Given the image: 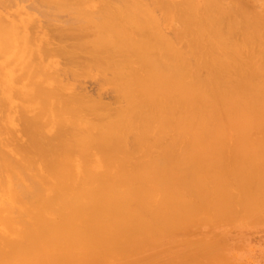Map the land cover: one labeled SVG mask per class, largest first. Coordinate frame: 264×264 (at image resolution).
Wrapping results in <instances>:
<instances>
[{
	"label": "bare ground",
	"instance_id": "bare-ground-1",
	"mask_svg": "<svg viewBox=\"0 0 264 264\" xmlns=\"http://www.w3.org/2000/svg\"><path fill=\"white\" fill-rule=\"evenodd\" d=\"M12 1L0 0V264H231L217 237L264 208V0H39L71 15L47 18L72 38L65 52L57 37L68 67L49 74L6 19ZM86 68L113 105L75 85L64 95L63 77ZM253 216L240 223L255 230ZM209 225L220 243L192 252Z\"/></svg>",
	"mask_w": 264,
	"mask_h": 264
},
{
	"label": "rangeland",
	"instance_id": "rangeland-1",
	"mask_svg": "<svg viewBox=\"0 0 264 264\" xmlns=\"http://www.w3.org/2000/svg\"><path fill=\"white\" fill-rule=\"evenodd\" d=\"M12 1V0H11ZM14 1V2H13ZM12 1V3L10 2V4H9V7L8 8H5L4 9V11H3V13L5 14V17H6V19L7 20H9V21H13L15 24V27L17 28V35L19 36V37H21V40H23V39H26L27 40V43H26V45L27 46H29L30 45V43L31 44H34L35 42H34V38L37 40V68H39V70H43L44 69V67H47V68H49V70H50V72H48V74L49 73H51V70H54V71H56L57 69H58V72L60 71V69H63V68H67L68 67V63H67V61H68V59L66 58V54H63V53H58L57 52V50H55V48H56V45L58 44V42L56 43L55 41H58V39L60 40L59 42L61 43V47H63L64 49H63V51H65L66 52V48H68V47H71L70 45H69V42H70V40L72 39L71 37H69V36H65V35H62L61 34V32L59 31V30H57L56 28V26H55V22H57L59 19V23H57V24H60V22L61 21H65V22H67V20L68 19H70V14H69V12L67 13V9L66 8H62V11H63V13L60 11L61 10V7H59V6H57V7H55V6H52V5H45V4H42V3H40L41 1H37V0H13ZM36 1H37V10L35 9V11L34 10H32L31 9V7H33V3H36ZM109 1H111V0H109ZM141 1H144V0H141ZM33 2V3H32ZM8 4V3H7ZM31 4H33L32 6H31ZM31 6V7H30ZM35 6H36V4H35ZM52 6V7H51ZM7 7V6H6ZM50 7V8H49ZM56 9V10H54V8ZM2 8V7H1ZM34 8H36V7H33V9ZM58 8V9H57ZM64 9V10H63ZM6 10V11H5ZM57 10H59V11H57ZM50 11H51V13H50ZM56 11L58 12V13H60L59 15H57V14H55L56 13ZM66 11V12H65ZM53 12H54V14H53ZM26 13V14H25ZM66 13V14H65ZM47 14V15H46ZM64 14L66 15V17L65 18H67L68 17V19L66 20L65 18H64ZM52 15V16H51ZM55 15V17H53ZM70 15V16H69ZM25 16H31L32 18H36L35 19V23H36V21H37V28L35 27V26H30V25H28V23L25 25L24 23L23 24H18L19 23V20H21V19H23V17H25ZM58 16H60V17H58ZM50 17H52L53 18V20H51L50 19V21L49 22H54L55 24L53 25H51V23L49 24L48 23V21H47V18L49 19ZM57 17V18H56ZM62 17H63V19H62ZM54 18H56L55 20H54ZM62 22V23H63ZM35 23H34V25H35ZM61 23V24H62ZM167 32H169V34H171V31H167ZM37 35V36H36ZM77 35H79L78 34V32L76 31V30H74V33H72V36H77ZM55 36V39H57V37H58V39L57 40H55L54 38L52 39V37H54ZM62 37V38H61ZM50 40H49V39ZM48 40L49 41H51V42H48ZM54 40V41H53ZM55 42V43H54ZM42 43V44H41ZM47 43H51V45H49V47H47ZM52 43H54V44H52ZM29 44V45H28ZM47 44V45H46ZM56 44V45H55ZM53 45V46H52ZM52 46V47H51ZM50 48V49H47V48ZM54 47V48H53ZM51 48H52V50H51ZM45 49H47V50H45ZM34 49H27L26 51L27 52H30V51H33ZM42 50H45V51H43L44 52V54L42 53V56H40V54H39V51H42ZM2 54V53H1ZM3 55V54H2ZM4 55H6V54H4ZM75 65V64H74ZM86 70H88L87 68L85 69V70H83L84 71V73H85V71ZM90 70V69H89ZM92 71H93V69H92ZM92 71L90 70V75H87L86 73L83 75V77H82V75L81 74H83V72H80L81 74H79V73H77V74H79L78 75V78L77 77H74V76H71V77H68V75H66V77H63L64 79H66V81L68 82L69 81V79L70 80H72V78H73V80H72V82L73 83H71L70 81L68 82V84H70V85H75V89H76V91L74 90V86L72 87V88H68L67 90H65V92L63 91V93H64V95L66 94L67 96L69 95H71L70 93L72 92L73 93V91H75L74 93L75 94H78L79 93V91H80V93L79 94H81V93H83L82 91H84L85 93L87 92V94H85V93H83V95H87L88 96V93H89V95L91 94L92 96H86V98L89 100V98H90V100L92 101L95 97L96 98H100L98 101L101 103V101H102V103H113L114 104V95H113V90H109V89H111L110 87V85L108 84V86H107V83L106 84H104V82L100 79V77H99V80H101V82L103 83V85H101L100 84V81H98L97 79H96V82L98 81V84H99V86H102V90H104V91H100L101 89V87H99L98 86V84L96 83V82H93V81H95V79H93V75H94V71H93V75H91V73H92ZM76 74V75H77ZM96 74V73H95ZM75 75V76H76ZM70 76V75H69ZM80 76V77H79ZM95 76V75H94ZM62 78V77H61ZM62 78V79H63ZM76 78V79H75ZM94 78H97V75L94 77ZM74 80L76 81L75 83H74ZM78 80V81H77ZM65 80H64V82L65 83H67ZM78 82V83H77ZM77 83V84H76ZM78 87V88H77ZM80 87H81V89H80ZM106 88V89H105ZM109 88V89H108ZM70 89V90H69ZM78 89V90H77ZM100 89V90H99ZM101 94H100V93ZM113 92V93H112ZM73 93V95H75ZM99 94V97H97V95ZM65 95V96H66ZM92 97H93V99H92ZM95 98V99H96ZM86 99V100H87ZM113 100V101H112ZM94 101V100H93ZM96 101V100H95ZM97 102V101H96ZM112 104V105H113ZM107 105V104H106ZM112 105H111V107H112ZM110 106V105H109ZM12 109V108H11ZM10 109V110H11ZM2 113L3 114H9V115H11V114H13V111L11 110V111H6V110H2ZM18 127H19V125H17L16 124V126H15V128H13V127H11L10 128V130H11V132H13L14 133V135H19L20 136V134L22 135V132L20 131V130H18ZM9 130V131H10ZM17 132H16V131ZM1 131H2V136H6V132L8 131V129L7 128H5L4 126H1ZM20 131V132H19ZM23 136V135H22ZM22 136H20L21 137V140L22 141H24V139L22 138ZM19 137V138H20ZM228 143H231V142H229L228 141ZM233 143V142H232ZM11 144H13V142H11ZM261 203H259V205H260ZM258 206V205H257ZM263 206V205H262ZM264 207V206H263ZM258 208H261V206H259ZM251 209V208H250ZM252 209H255L254 207L252 208ZM251 209V210H252ZM262 209V208H261ZM261 209H257L256 208V210H253L254 212L252 213L250 210H249V212H245L246 213V215H241L242 217L240 218V219H242L243 217H247V218H245V219H251L250 220V222L252 221L253 222V220H252V216L253 215H255L256 214V216H258V217H260L261 219H263L264 218V214L263 215H261L260 213H263L264 211V208H263V212L262 211H260V213H259V210H261ZM258 210V211H257ZM239 211H242V210H240L239 209ZM256 211V212H255ZM236 213L238 212V209H237V211H235ZM251 212V213H250ZM241 214V212H238V216L237 215H235L237 218L239 217V215ZM252 214L251 216H250V218H249V216L247 215V214ZM257 213H259L260 215H257ZM254 217L255 216H253V219H254ZM257 217V219H258V221H259V218ZM240 219L238 218V222H239V224L238 223H234L233 221V224H229V222L227 223V222H221V227L219 228L218 226L217 227H215L213 224V226L212 227H214V229H215V231H214V233L217 231L218 233H220V232H222V231H218L219 229H221V228H223L224 230H225V228L224 227H222L223 225H222V223L223 224H225V223H227V224H229V225H233V226H227L226 228V232L229 230L228 229V227L230 228V231H228V233H229V235L226 233V232H224L223 231V233L225 234H223V233H221L222 235H221V237H219L220 235L216 232L215 234L218 236H216L215 234H213V238H212V235H208V234H212L211 233V231H209V230H212V228H211V226L209 225V227L210 228H200L201 229V231H202V229H204V231L203 232H201L200 230H199V232H197V234H195V233H193V234H195V236L197 235V236H202V237H205L204 239H202V241L203 240H205L206 241V243H204V242H202L201 243V239L199 240V242L201 243H199L198 242V238L199 237H197V241L196 240H194V238H196L195 236H193V234L191 233V235H192V237H190V239L191 238H193V240L194 241H196V244L197 245H195V242L193 243L192 242V240H191V242L194 244V246H193V244L191 243V245L193 246V247H191L192 248V252H194L193 250H198L199 251V249H200V246L204 249L205 248V251L207 252V253H210V252H208L207 250H209V247H210V244H213V242H211V241H213V240H216L217 238H219V239H217V241L219 240L220 242H221V244H224V243H229L228 245L227 244H225L224 245V247H223V245H222V247L223 248H229L228 250H230L231 252H229L228 250H224V249H222L221 250V252L223 253V252H227L226 254H228V253H232V255L233 256H230V254L228 255V257L230 258V261H231V259H233L232 257H234V258H236L235 260L233 259L232 261H234V263H235V261H237V263L239 262V264H264V220H261V223L263 222V226L261 225V223H260V221H259V223L257 222L256 224H258V225H256L255 223V226L253 225V228H255V230H252L250 227H252V226H250V225H246L247 223L246 222H241L240 223ZM255 220V219H254ZM243 221V220H242ZM246 221V220H245ZM255 221H257V220H255ZM235 222H237L236 221V219H235ZM220 223V222H219ZM219 223H214V224H219ZM245 223V225H243V224ZM249 223V222H248ZM211 224V223H210ZM234 224H236V225H234ZM240 224H242V225H240ZM249 224H251V223H249ZM240 225V226H239ZM252 225V224H251ZM208 226V225H207ZM225 226V225H224ZM237 226V227H236ZM250 226V227H249ZM259 226H261V227H259ZM242 227H247V228H249V229H247V228H242ZM219 228V229H218ZM234 229V233H233V230L232 229ZM239 228V229H238ZM258 228V229H257ZM237 229V230H236ZM241 229H243L244 230V232L241 230ZM206 230V231H205ZM222 230V229H221ZM232 230V231H231ZM236 230V231H235ZM249 230V231H248ZM207 231H208V233H207ZM212 231V232H213ZM242 231V232H241ZM204 232H206V234L204 233ZM210 232V233H209ZM236 232L237 233H239V234H236ZM250 232V234H248ZM203 235H202V234ZM242 233H244V234H242ZM236 234V236H234V235ZM241 234H242V236H241ZM208 235V236H207ZM226 235L227 236H229V237H226ZM239 235H240V238H239ZM245 237H244V236ZM249 235H253V236H250L249 237ZM181 236H183L184 238H188V234L185 236V235H181ZM234 236V237H233ZM183 237H180V239L182 238V239H184ZM201 237V238H202ZM208 237H211V240H210V238L209 239H207ZM215 237H217L216 239H215ZM237 239H236V238ZM224 238V239H223ZM227 238H228V240H227ZM253 238H254V240H253ZM181 239V240H182ZM190 239L188 238V240L190 241ZM242 241H241V240ZM259 239V240H258ZM180 240V241H181ZM188 240H182V241H184L183 242V244H182V246H184V248L182 249V253H183V255L184 256H187V255H185V248H186V246L184 245V244H186V242H188ZM207 240L210 242V243H208L207 242ZM232 240H233V242H232ZM252 240V241H251ZM256 240H257V242H256ZM223 241V242H222ZM227 241V242H226ZM232 243H231V242ZM260 241V242H259ZM220 242H217V243H220ZM245 242H247L248 244L246 245V243ZM250 242V243H249ZM172 243V242H171ZM178 243V242H177ZM182 243V242H181ZM207 243H208V245H207ZM215 243V242H214ZM217 243L214 245V246H216L217 245ZM234 243H235V245L236 244H241L243 247H241L240 245V248L241 249H239V247H238V249H237V247L236 248H233L235 245H234ZM198 244H200V245H198ZM204 244V245H203ZM221 244L219 245L218 244V247H220L221 246ZM232 244L234 245V246H232ZM172 245H179V246H176V247H174V246H172ZM170 244V246H172V248H174L175 250L177 249L178 250V248L180 249L181 248V246H180V244L178 243V244H176V243H173V244ZM190 245V244H189ZM188 245V246H189ZM213 245L211 246V247H213ZM246 245V246H245ZM169 246V245H168ZM170 246H169V248H170ZM198 248V249H194V248H196V247ZM199 246V247H198ZM208 247V248H207ZM231 247V248H230ZM167 249L166 250V256H168V255H170L171 253H173V251H172V249L170 248V249ZM213 248H216V247H213ZM213 248H211V250L213 249ZM244 248V249H243ZM246 248V249H245ZM218 249V248H217ZM217 249H215V253H219V251H216ZM220 249V248H219ZM218 249V250H219ZM233 249L234 250H236V251H233ZM169 250H171L170 252H169V254L167 253V251H169ZM190 250V249H189ZM189 250H188V248H187V253L189 252ZM210 250V251H211ZM179 251V250H178ZM175 252V253H173V255L171 256V258L172 257H174L175 256V254H176V256H178L179 254V252ZM198 251H196V252H198ZM204 251V253H206ZM202 252V249H201V251L198 253V254H200ZM221 252L219 253L220 255H221ZM186 253V254H187ZM213 254L212 252H211V254H213V255H216V254ZM178 254V255H177ZM201 254H203V252L201 253ZM200 254V255H201ZM180 255H181V253H180ZM195 255V254H194ZM206 255V254H205ZM218 255V254H217ZM217 255H216V257H217ZM220 255H218V256H220ZM223 255H225L224 253H223ZM262 255V256H261ZM192 256V255H191ZM196 256H198L199 257V255H197L196 254ZM196 256H195V258H196ZM204 256V254L203 255H201L200 256V259H203L202 257ZM206 256H208V254L206 255ZM211 256V255H210ZM241 256V257H240ZM169 258H170V256H168ZM168 257H165V258H168ZM179 257H181V256H179ZM190 257V255L188 256V257H186L187 259H186V262L188 261V258ZM205 257V256H204ZM214 257V256H213ZM215 257V258H216ZM222 257V256H221ZM220 257V258H221ZM168 258V259H169ZM184 258V257H183ZM182 257H181V259H183ZM192 258H193V256H192ZM191 257H190V259H192ZM207 259L206 260H208L209 258L208 257H206ZM210 258H212V257H210ZM224 257H222V259H223ZM242 258H243V260L245 261V263L243 262V260H242ZM247 258V259H246ZM174 259H177V258H174ZM197 259V258H196ZM205 259V258H204ZM213 259V258H212ZM211 259V260H212ZM219 259V258H218ZM222 259H220V260H218V261H215L216 259H214V261H212V262H217L216 264H218V262L220 261L221 262V260ZM238 259V260H237ZM169 260H171V259H169ZM172 260H173V258H172ZM225 260V259H224ZM224 260H222V262L224 261ZM229 260V259H228ZM227 260V256H226V260L224 261L225 263H226V261H228ZM239 260H242V261H239ZM166 261L168 262L167 264H171V263H169L170 261H168L167 259H166ZM174 261V260H173ZM176 261V260H175ZM178 261H179V259H178ZM181 262L180 263H182V261L183 262H185V259H183V260H180ZM195 261V260H194ZM205 261V260H204ZM232 261H231V264H234V263H232ZM191 263V260H189L188 261V263ZM193 262V261H192ZM209 262V261H208ZM211 262V263H212ZM222 262L221 263H219V264H222ZM175 263V262H174ZM173 263V264H174ZM186 264V263H185ZM213 264V263H212ZM215 264V263H214ZM229 264H230V262H229ZM236 264V263H235Z\"/></svg>",
	"mask_w": 264,
	"mask_h": 264
}]
</instances>
